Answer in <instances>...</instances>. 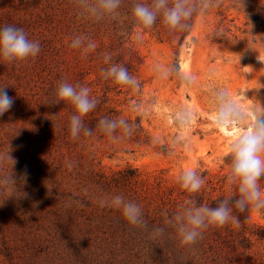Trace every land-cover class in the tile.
<instances>
[{
	"label": "rangeland",
	"instance_id": "1",
	"mask_svg": "<svg viewBox=\"0 0 264 264\" xmlns=\"http://www.w3.org/2000/svg\"><path fill=\"white\" fill-rule=\"evenodd\" d=\"M75 5L76 0H0V26L22 27L41 46L35 58L11 63L0 59V87L6 86L13 99L10 110L0 115V154L10 150L15 161L13 165L0 161V264H8L2 253L4 243L13 250L18 264L28 260L47 264L46 256L54 254L58 255L55 263L65 264L184 263L188 258L183 253L178 261L175 254L160 247L130 243L117 223L119 211L99 205L100 199L113 194L98 190L86 179L88 168L80 169L84 175L80 179L45 159L44 140L55 125L46 82L53 77L56 48L69 40L60 33L59 24L66 22L65 15ZM216 12L211 8L200 13L192 36L181 47L179 71L197 77L195 85L187 89L178 77L160 80L153 71L157 64L173 66L175 48L171 43L142 29L131 34V44L144 59L140 71L144 84L141 90H131L133 98L124 111L140 117L152 144L137 147L94 137L81 141L87 159L100 162L108 172L132 166L144 177L162 176L167 185L176 184V177L186 168L205 170L214 178L227 175L228 147L240 129L223 130L214 125L208 89L225 87L246 109L254 105L264 108V62L257 59H264V30L245 26L244 16L235 9L223 21ZM229 27L231 31L226 32ZM216 29L226 34L221 42L214 41ZM179 105L194 108L198 118L173 146L181 133L169 119ZM259 122L264 124V118ZM162 146L167 153L161 151ZM11 176L15 183H5ZM261 186L264 188V178ZM227 190L229 194L233 191L229 185ZM237 215L264 225V208L246 209ZM252 255L264 259V241L256 243Z\"/></svg>",
	"mask_w": 264,
	"mask_h": 264
},
{
	"label": "trees",
	"instance_id": "2",
	"mask_svg": "<svg viewBox=\"0 0 264 264\" xmlns=\"http://www.w3.org/2000/svg\"><path fill=\"white\" fill-rule=\"evenodd\" d=\"M145 2H150V0H145ZM131 4L132 0H122L118 10L120 15L116 19L105 17L101 20L82 17L79 8L75 5L71 14L65 15L66 22L65 20L60 22L58 27L60 33L68 35L69 40L56 48L55 62L51 71L53 77L46 82V95L54 110L55 125L53 131L44 140L46 141L45 159L55 164L56 168L67 174H74L80 179L84 177L80 169L85 166L88 168L86 179L90 180L98 190L113 195H123L126 199L139 204L147 221L146 229L130 225L120 211L117 213L119 214L117 216L118 225L123 229L127 240L134 246L160 247L159 250L175 254L178 261L183 253L188 259L184 263L179 262L180 264H264L261 256L254 258L252 255L256 243L264 241V225L247 221L235 212L234 214L240 221L238 226L229 223L221 228L209 227L204 230L202 238L192 246H181L179 238L170 227H165L163 236L151 239L149 232L153 226H164V214L169 217L173 215L179 210L180 205L185 204L191 198L190 195L181 189L178 183L167 185L162 176L154 179L144 177L137 168L132 166L108 172L103 169L100 162H95L93 158L89 160L83 154L80 148L82 140L94 137L109 138L96 129L98 120L103 117L124 118L130 124L135 125L132 135L121 141L137 147L152 144V137L142 126L140 117L125 114L124 105H128L133 98L129 96L132 89L116 85L111 80L106 81L100 75L101 70L108 66L104 63V54L111 53L113 62L123 64L130 74L140 81V90L143 87L144 81L140 71L144 59L130 41L131 34L142 28L135 24L131 17ZM231 9H235L244 16L245 26L264 30V0H222L220 7L216 8V13L222 16L223 21L228 17L227 13ZM198 15L192 17L189 22L190 28L185 31L170 32L159 18L151 29H142L157 39L172 44L175 48L173 67L177 70H179L181 47L187 44L188 37L192 36ZM230 31V27L226 29V32ZM79 34L87 35L97 43L96 50L89 53L87 58H82L80 50L69 47L70 40ZM225 35L224 31L216 29L213 34L214 41L221 42ZM61 80L90 87L92 97L99 100L96 108L83 117L84 125L93 129L91 137H85L83 134L75 140L70 137L69 118L76 113L70 103H56L55 90ZM116 135H120L119 131ZM161 151L167 153L163 146ZM198 172L204 177L205 185L200 193L195 195V199L198 204H208L215 208L218 201L229 194L227 175L223 174L219 178H214L209 177L205 170ZM74 199L77 197L74 196ZM2 253L8 264H18L17 256L5 243ZM57 256L56 254L51 257L47 255V264H65V262L55 263ZM24 264L38 263L28 260Z\"/></svg>",
	"mask_w": 264,
	"mask_h": 264
},
{
	"label": "clouds",
	"instance_id": "3",
	"mask_svg": "<svg viewBox=\"0 0 264 264\" xmlns=\"http://www.w3.org/2000/svg\"><path fill=\"white\" fill-rule=\"evenodd\" d=\"M221 3L222 0H132L131 17L142 29H151L159 18L170 32L185 31L190 28L189 22L194 15L218 8ZM121 4L122 0H76L80 15L95 20L105 17L116 19L120 15L118 10ZM69 47L80 50L82 58H87L89 53L96 50L97 43L89 36L79 34L70 40ZM40 50V42L30 40L22 27L12 24L0 26V59L3 61L22 62L38 56ZM257 59L264 62L259 56ZM103 60L108 65L100 72L104 80H111L116 85L127 86L133 90L140 89L138 78L131 75L123 64L113 62L111 53H105ZM153 71L160 80L178 77L185 89L192 87L197 81V77L191 72L179 71L173 66L157 64ZM5 87H0V115L9 111L13 104V99L7 95ZM91 92L90 87L80 83L72 84L67 80L58 82L55 90L56 103L67 102L75 109L76 114L70 116L68 125L73 140L81 134L85 137L93 135V129L86 127L83 122V117L92 112L99 103L98 99L92 97ZM208 92V104L214 125L223 130L240 129L229 144L227 153L231 159L226 180L233 191L219 200L215 208L208 204H198L195 195L203 189L205 179L195 168L182 170L176 177V182L191 198L180 205L179 210L170 217L164 214V226H153L149 232L151 239L163 236L165 227H170L179 238L181 246H192L209 227L221 228L229 223L238 226L240 221L234 212L238 214L246 209L264 208V188L261 186V178H264V124L259 122L264 118V108L254 105L250 110L246 109L225 87L209 88ZM197 118L195 109L188 105H179L173 109L169 122L181 133L173 140V146L184 139L183 132ZM134 128L135 125L124 118L103 117L96 125L99 132L113 141L131 136ZM118 131L120 135H116ZM9 151L0 154V161L7 160L13 165L15 161ZM8 182L15 183L13 176L5 180V183ZM234 196L238 198L233 199ZM99 205L120 211L123 218L134 227L147 228L142 207L123 195L102 198Z\"/></svg>",
	"mask_w": 264,
	"mask_h": 264
}]
</instances>
